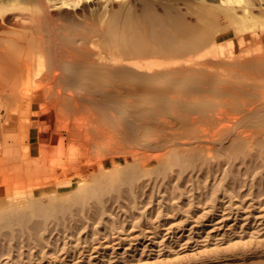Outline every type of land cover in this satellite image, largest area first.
I'll return each mask as SVG.
<instances>
[{
	"label": "rangeland",
	"instance_id": "rangeland-1",
	"mask_svg": "<svg viewBox=\"0 0 264 264\" xmlns=\"http://www.w3.org/2000/svg\"><path fill=\"white\" fill-rule=\"evenodd\" d=\"M0 264H264V0H0Z\"/></svg>",
	"mask_w": 264,
	"mask_h": 264
},
{
	"label": "bare ground",
	"instance_id": "bare-ground-1",
	"mask_svg": "<svg viewBox=\"0 0 264 264\" xmlns=\"http://www.w3.org/2000/svg\"><path fill=\"white\" fill-rule=\"evenodd\" d=\"M148 7V6H147ZM149 8H147V10L146 9H144V10H146V11H144V13L141 15V16H139V17H134V16H132V14H130L129 16L128 15H126V17H127V19H126V21H123L122 22V18H123V15L121 16L122 18H120V20H119V22H118V20L117 21H115L116 23L114 24V27L116 28V32H117V29H118V31L119 32H123V34H131V33H134V31L136 30V31H142V32H140V36H138V37H140V38H145V37H147V36H151V37H154V38H157V37H159V36H162V37H164V38H166V39H168L169 41H173V42H176V32H181L182 30H180L181 29V26H182V24H180V23H178V19L176 20V22H175V20H173L174 18H172V15H171V18H170V20L171 21H169L168 22V20L166 21V20H164L163 18H161V17H159L160 15H158V17L156 16V13H155V15H153L151 12H149V10H148ZM153 11H154V9H152ZM234 12V11H233ZM130 13V12H129ZM169 14V13H168ZM168 14L166 15L165 14V16H168ZM229 14V13H228ZM112 15H114V14H112ZM119 15H121V14H119ZM115 17H117L118 18V16L116 15ZM162 17H164V15L162 16ZM167 18V17H166ZM168 19V18H167ZM176 19V18H175ZM166 22H168V24L166 23ZM86 25H88V23L86 24ZM181 25V26H180ZM72 27V26H71ZM113 27V26H112ZM113 27V28H114ZM85 28V27H84ZM114 28V29H115ZM183 29V28H182ZM53 30V29H52ZM88 30H90V29H88ZM88 30H87V32H88ZM187 31V30H186ZM185 31V32H186ZM115 32V31H114ZM183 32V31H182ZM87 34V33H86ZM115 34V33H114ZM181 34V33H180ZM82 35H83V33H82ZM119 35H121V33L119 34ZM51 36V35H50ZM117 36V35H116ZM184 36H187V35H184ZM53 37V36H52ZM119 36H117V40H116V42L118 43V39L120 38H118ZM158 39V38H157ZM120 41V40H119ZM54 42V41H53ZM55 43V42H54ZM53 43V44H54ZM116 43V44H117ZM53 44H52V46H53ZM119 44V43H118ZM158 44V43H157ZM46 45V44H45ZM120 45V44H119ZM133 45V44H132ZM56 46V45H55ZM50 47H51V45H50ZM53 47H51V49H52ZM56 48V47H55ZM38 49V48H37ZM54 49V48H53ZM119 49H120V47H119ZM118 49V50H119ZM135 49V48H134ZM121 52H122V50H120ZM158 51V50H157ZM59 52V51H58ZM159 52V51H158ZM124 53V52H123ZM126 53V52H125ZM57 55H58V53H57ZM57 55H55V57L57 56ZM60 56V55H59ZM52 57H53V55H52ZM56 59V58H55ZM49 60H51V59H49ZM53 60V59H52ZM56 62V61H55ZM71 62V61H70ZM58 63V62H57ZM101 65V64H100ZM167 65V63L166 62H164L163 63V66H166ZM53 66H54V64H53ZM56 66V65H55ZM148 68V67H147ZM58 70V69H57ZM60 73H61V71H60ZM62 75V73L60 74V76ZM64 77V76H63ZM61 78V77H60ZM60 80V79H59ZM64 80V79H63ZM61 84V83H60ZM33 85V84H32ZM62 86V85H61ZM29 88L27 89L28 90V92L27 93H35L36 91H37V88H36V86H28ZM72 88V87H71ZM70 88V89H71ZM143 89V88H142ZM64 91H65V89H64ZM68 91V90H67ZM69 92V91H68ZM75 92V91H74ZM71 93V92H70ZM73 93V92H72ZM86 93V92H85ZM84 93V95L86 96V94ZM88 93V92H87ZM140 94H146V93H148V90H140V92H139ZM74 94H76V93H74ZM83 94V93H82ZM78 95V94H77ZM172 95V94H171ZM79 96V95H78ZM83 96V95H82ZM173 96V95H172ZM92 97V96H91ZM94 97V96H93ZM85 98V97H84ZM83 98V99H84ZM87 98V97H86ZM89 98V97H88ZM95 98V97H94ZM99 99V98H98ZM90 100H91V98H90ZM100 100V99H99ZM89 101V100H88ZM92 101H94V100H92ZM95 101H97V100H95ZM101 102H102V100H100ZM100 101H98V102H100ZM90 102V101H89ZM97 102V103H98ZM100 102V103H101ZM85 104V103H84ZM96 104V103H95ZM104 105V104H103ZM96 106H99V105H96ZM100 106H102L101 104H100ZM99 106V107H100ZM111 106V105H110ZM104 107V106H103ZM109 107V106H108ZM138 109V108H137ZM105 110H107V109H105ZM104 110V111H105ZM108 111V110H107ZM107 111H105L106 113H107ZM250 112V111H249ZM249 112H247V113H249ZM110 113V112H109ZM109 113H108V115H109ZM113 114H111V115H115V113L114 112H112ZM247 116H249L248 114H247ZM111 116H109V118H110ZM113 118V120H114V117H112ZM118 118H120V116L118 117ZM116 120V119H115ZM110 121H111V118H110ZM112 122V121H111ZM116 121H114L113 122V125H114V123H115ZM104 125V124H103ZM115 125H117V124H115ZM121 125V124H120ZM83 126H85V125H83ZM102 126V125H101ZM87 127V126H86ZM115 128H116V126H115ZM118 129V128H117ZM120 129V128H119ZM122 129H124V128H122ZM121 129V130H122ZM112 130V129H111ZM116 130V129H115ZM120 130V131H121ZM101 131V130H100ZM112 132H115V131H112ZM123 132H125V131H123ZM97 133V132H96ZM120 134H122V133H120ZM126 134V133H125ZM127 135V134H126ZM137 135V134H136ZM135 135V136H136ZM94 136V135H93ZM117 136V135H116ZM130 136V135H129ZM129 136H128V138H129ZM123 137H125V136H123ZM101 138V137H100ZM127 138V137H126ZM127 138V139H128ZM136 138H138V137H136ZM96 139V138H95ZM123 139V138H122ZM130 139V138H129ZM133 140V139H132ZM129 142H130V140H129ZM137 142V141H136ZM150 142H152V141H150ZM178 142V141H177ZM177 142H175V143H177ZM180 142V141H179ZM178 142V143H179ZM99 143V142H98ZM93 145H94V143H92ZM140 144H142V143H140ZM189 145V144H188ZM103 146V145H102ZM140 146V145H139ZM99 147V146H98ZM136 147V146H135ZM164 147H166V146H164ZM149 148V147H148ZM147 149V148H146ZM159 149H161V148H159ZM165 149V148H164ZM154 151V150H153ZM147 153V152H146ZM145 158V157H144ZM145 164V163H144Z\"/></svg>",
	"mask_w": 264,
	"mask_h": 264
}]
</instances>
